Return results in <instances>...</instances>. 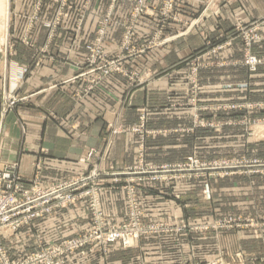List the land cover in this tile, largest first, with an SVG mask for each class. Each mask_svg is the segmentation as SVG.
<instances>
[{"label":"rangeland","instance_id":"374dc122","mask_svg":"<svg viewBox=\"0 0 264 264\" xmlns=\"http://www.w3.org/2000/svg\"><path fill=\"white\" fill-rule=\"evenodd\" d=\"M222 1H202L201 15L189 20L176 9L190 0H10L9 27L7 24V31H1L6 42L0 48V78L6 74L8 60L32 58L29 65L18 67L20 79L45 59L61 57L68 62V57L57 52L54 55L47 42L56 39L63 22H69L78 28L82 25L96 28L93 40L84 46V63H71L77 69L76 77L86 84L81 96L92 92L113 74L123 76L131 87H141L145 83L143 74L137 64L130 62L135 63L148 52L155 54L168 38L187 35L204 20L206 12L216 13ZM122 8L127 13L124 9L120 13ZM66 9L74 13L65 16ZM144 18L148 19L149 31L142 33L139 26ZM106 21V29L101 32ZM119 22L123 29L120 43L110 48L106 45L108 30ZM52 23L55 24L51 27ZM171 23L182 25L183 29L170 35L166 29ZM255 25H260L259 33L264 36V18L247 21L237 17L232 28L204 36L200 49L182 61V70L174 80L181 92L187 94L182 95L180 103L191 107L193 122L189 127L159 129L154 123L160 122V116L151 111L153 107L141 106L139 123L123 125L127 130L123 133L135 135L138 148L140 134L133 129L140 125V115L144 113L143 152H138L131 164L112 163L121 168L119 171L131 167L136 173L110 174L111 161L96 150V156L104 155L106 161L98 163L101 173L92 176L89 182L93 188L86 186L80 189V198L73 203H52L49 213L14 232L3 233L0 244L4 258L10 264H34L31 261L37 257L45 261L53 257L67 264L79 255L84 257L94 252L105 259L111 256L110 264H264V76L261 83L258 79L250 82L240 76L231 77L226 81L229 101L218 103H210L214 97L208 95L213 89L202 79V70L208 65L203 60L205 56L226 54L241 58V64L252 73L264 65V39L253 40L249 32ZM41 40L47 41L46 44L41 47L35 44ZM250 55L261 61L255 69L246 63ZM153 61L151 58L150 66ZM150 70V83L168 72V69ZM104 71L111 72L105 76ZM250 83H254L251 88ZM235 84L242 88H233ZM27 99L28 96H19L13 90H0V148L8 113ZM220 111L222 115L214 114ZM19 120L25 131V121L21 117ZM108 129L109 139L120 135L112 136L113 128L109 125ZM169 131L190 132L195 138L190 143L186 137L176 145L171 137H159ZM96 156L92 162L98 161ZM84 159L82 162L86 163ZM90 165L82 175L91 174L97 164ZM38 174L27 181H33ZM63 180L65 177L44 185H57ZM130 186L132 192L128 191ZM115 190L121 203H114ZM114 211L118 217L111 214ZM61 216H65L63 224ZM51 218L58 224L57 232L50 231L52 223L47 219ZM111 229L127 234L130 242L119 239L106 243L95 234V231L106 234ZM61 230H65L63 234ZM66 241H79L80 246L54 256V249ZM112 245L117 248L112 249Z\"/></svg>","mask_w":264,"mask_h":264},{"label":"crops","instance_id":"0c3cea01","mask_svg":"<svg viewBox=\"0 0 264 264\" xmlns=\"http://www.w3.org/2000/svg\"><path fill=\"white\" fill-rule=\"evenodd\" d=\"M202 1L206 0H190L189 4L176 10L182 16H186V19L192 20L201 15ZM123 9L127 13L126 8L119 9V12L122 13ZM70 13L73 14L74 11L71 9L64 11L65 16ZM237 17L247 21L264 18V0H223L216 13L210 15L206 12L204 20L187 35L168 38L164 46L158 48L155 54L148 52L135 63L130 62L137 64L136 67L143 74L142 79L145 82L143 86L131 87L123 76L113 74L84 96H81L80 92L86 84L84 80L76 77L77 69L74 65L78 62L80 65L84 63L86 54L84 46L93 40L96 28L85 25L78 28L75 23L63 22L58 29L56 39L46 42L49 43V49L53 54L57 52L68 57V62L61 57L45 59L23 79L19 78L21 73L17 72L18 67L29 65L32 58L27 60L18 58L6 62L7 71L0 78V90L3 88L13 90L19 96H28V99L20 102L6 117L4 143L0 148L1 161L19 162V171L26 180L33 179L36 172H39L43 184H49L63 177L67 179L87 173L92 166L82 162V159L86 158L91 149L98 150V153L103 152L115 165L133 163L138 153L135 135L122 133L109 139L108 126L113 123L120 126L138 124V109L146 105L153 107L151 111L160 116V122L154 123L159 129L189 127L193 122L191 107L181 105L182 95L184 94L185 97L187 94L181 92V87L176 84L174 77L180 74L182 61L203 45L204 36L217 35L232 28ZM147 22L148 19H141L140 32L149 31ZM121 23H113L108 30L106 45L110 48L120 43L123 31ZM182 29V25L171 23L166 33L171 35ZM46 42L35 41V44L41 47ZM27 50L32 54L31 49ZM151 58L154 63L150 66ZM203 60L208 62V65L202 70V79L204 84L213 89L208 95L214 97V100H211L213 102L210 103L229 101V86L226 81L231 77L240 76L244 81L250 82L258 79L261 83L264 76V65L252 73L241 64V58L234 56H226V54L214 58L205 56ZM10 65H12L11 71ZM154 68L168 69V72L150 83L149 71ZM253 84L250 83V88ZM233 86V88H242L239 84ZM214 114L222 115V111ZM19 117L26 123L25 131H22ZM213 117L215 118L216 115ZM0 125L2 131V123ZM193 136L195 138V134L192 135L190 132L175 131L159 135L162 139L173 138L176 145L183 143L186 137L191 143ZM118 194L116 190L112 193L114 203H121ZM111 214L118 217L116 211ZM54 218L47 219V222L52 223L51 232H57L58 224L53 223ZM61 220L63 224L65 216H61ZM78 230H73L74 234ZM64 231L61 230L60 233L63 234ZM111 248L117 246L112 245ZM91 253L84 257L79 255L67 264L112 263L111 256L105 259L101 254Z\"/></svg>","mask_w":264,"mask_h":264},{"label":"built area","instance_id":"2783aa9c","mask_svg":"<svg viewBox=\"0 0 264 264\" xmlns=\"http://www.w3.org/2000/svg\"><path fill=\"white\" fill-rule=\"evenodd\" d=\"M55 23L50 24L51 27ZM107 21L102 25L100 28L101 32H104L106 29ZM260 25H255L253 29L249 32L252 34V39H264L259 33ZM260 59L255 55H250L246 63L252 68L255 69L256 65L260 63ZM111 71H104L105 76L108 75ZM141 112H144L141 109ZM145 115L141 113L140 115V125L134 127V131L140 134L139 139V147L138 152L141 154L143 152V142H144V121ZM122 126V125H121ZM112 127V124L110 125ZM117 131L111 129L112 136ZM96 149H91L84 159L86 163H96L94 169L91 171V174L88 175H80V176H73L68 179L57 183V185H48L45 186L41 179L38 176L31 182H28L24 177L21 175L19 171V164L15 162L11 163H2L0 162V238L3 233L14 232L19 227L28 223L29 221L43 216L51 211L52 203H73L75 200L80 198V189L84 187L93 188L92 185H89L92 176L98 175L101 173V168L99 167V162L106 161V157L103 156H96ZM97 157V162H92L91 160L94 157ZM103 167L107 164L104 163ZM111 167L108 170H112L109 172L112 175H119L120 173H124L127 175L134 174L136 172L131 171V167L121 168L114 166L111 162ZM163 172L160 170L158 172ZM107 172V174H109ZM133 188L130 186L128 191L132 192ZM90 191V190H88ZM96 236L99 238H103L106 243H113L122 239L123 242L129 243V237L127 234L122 233V231L118 229H111L106 234L100 232L97 233L95 231ZM95 236V235H94ZM80 246L79 241H66L60 245V247L54 249V256H58L62 253H66L68 251L74 250ZM0 259L2 264H10L8 260L4 258L2 253L1 244H0ZM64 262V261H61ZM59 261H55L52 257L45 261L41 259V257H37L31 261L34 264H61ZM17 264H30L29 262L25 263H17Z\"/></svg>","mask_w":264,"mask_h":264},{"label":"bare ground","instance_id":"6f19581e","mask_svg":"<svg viewBox=\"0 0 264 264\" xmlns=\"http://www.w3.org/2000/svg\"><path fill=\"white\" fill-rule=\"evenodd\" d=\"M9 1L10 0H0V48H1V45H4L6 42V38L1 37V31L2 30L7 31V29H6L7 24L9 27V14H10V10L8 8ZM213 1H215V0H213ZM6 98H9V97L6 96ZM112 125H113L112 128L117 131L114 135H118V134H121V133L127 131L123 126H120L116 123H114ZM2 163L5 164V161H3ZM39 177H40V175H39Z\"/></svg>","mask_w":264,"mask_h":264}]
</instances>
